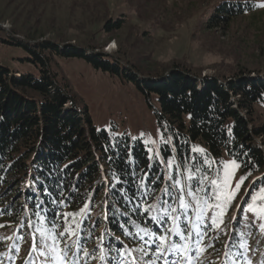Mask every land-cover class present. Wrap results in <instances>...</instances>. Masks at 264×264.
I'll return each mask as SVG.
<instances>
[{
    "label": "trees",
    "instance_id": "16d2710c",
    "mask_svg": "<svg viewBox=\"0 0 264 264\" xmlns=\"http://www.w3.org/2000/svg\"><path fill=\"white\" fill-rule=\"evenodd\" d=\"M256 8L249 0H215L204 24L213 28ZM126 22L124 15L109 20L105 29L119 30ZM0 43L22 48L25 56L20 60L27 65L19 71L0 64V232L9 231L12 237L0 238L1 251L7 252L15 240L39 247L71 225L77 235L69 237L65 231L59 246L65 247L67 240L76 253L67 258L75 264L102 262L103 244L112 264L122 259L113 248H130L139 264L150 258L158 261L152 237L141 229L159 234L171 227L170 220L160 219L167 207L164 200L176 206L175 192L170 198L162 191L171 183L169 175L186 181L192 169L197 177H208L214 165L204 164L205 156L216 162L228 156L241 164L244 175L251 173L255 187L262 184L264 141L259 138L264 126L253 124L251 115L257 103H264V72L228 79L186 68L138 75L133 63L122 65L100 48L49 39L21 41L2 27ZM56 58H83L133 82L152 111L159 133L156 151L152 153L141 136L98 126L88 106L80 105L60 78ZM196 148L204 153L193 151ZM168 159L175 161L173 170L167 167ZM156 177L160 179L152 183ZM141 246L146 255L135 251ZM82 249L91 255L84 256Z\"/></svg>",
    "mask_w": 264,
    "mask_h": 264
},
{
    "label": "rangeland",
    "instance_id": "374dc122",
    "mask_svg": "<svg viewBox=\"0 0 264 264\" xmlns=\"http://www.w3.org/2000/svg\"><path fill=\"white\" fill-rule=\"evenodd\" d=\"M214 1L0 0V27L21 41L49 39L59 45L70 43L88 50L100 48L114 54L122 65L133 63V71L138 75L186 68L194 74L219 75L228 79L243 73L264 72V7L259 6L264 0H249L256 3L255 11L208 28L204 24L205 17ZM124 15L127 22L121 29H105L109 20ZM24 56L22 48L0 43V64L12 70H24L27 65L20 60ZM55 63L60 78L70 85L80 105L88 106L98 126L107 129L116 126L119 132L125 130L134 137L141 136L151 144V152L156 151L159 133L152 111L133 82L98 69L83 58H56ZM251 117L253 124L264 126V103L256 104ZM259 140L264 141V136ZM233 159L236 160L224 156L220 161ZM174 165L175 162L169 168L173 170ZM213 165L204 182L208 187H211V180L218 179V169L221 176L223 174L220 162L215 161ZM242 176L245 175L240 167L231 181L233 188ZM253 180L248 177L244 181L219 229L213 226L199 245L195 243L198 237L193 232L189 241L191 264H264V218L242 211L246 208L244 201L251 202L246 193L251 192ZM260 186L264 185L256 186V190ZM186 199L194 203L190 197ZM213 211L209 210V216ZM189 215L195 219L191 211ZM205 222H208L207 218ZM184 224L181 217V228ZM170 225L172 227L171 221ZM164 230L161 228V233ZM7 232H0V238L12 240ZM169 241L170 244L183 243L178 236H170ZM16 243L17 240L9 242L7 252L0 250V264H52L51 241L45 239L41 246L32 248L29 243ZM127 249L131 252L130 248ZM98 251L99 248L95 249ZM100 254L103 257L100 259H104L102 262L81 264H112L108 257L105 258L108 253L104 244L100 246ZM132 257L131 253L125 264ZM167 258L188 264L177 253L169 252ZM152 262L164 264L151 258L142 264ZM136 264H139L137 259Z\"/></svg>",
    "mask_w": 264,
    "mask_h": 264
},
{
    "label": "snow or ice",
    "instance_id": "6c2138e0",
    "mask_svg": "<svg viewBox=\"0 0 264 264\" xmlns=\"http://www.w3.org/2000/svg\"><path fill=\"white\" fill-rule=\"evenodd\" d=\"M259 6L264 7V4ZM193 151L201 154L204 153V149L202 148H196L193 149ZM174 162V159L169 160L167 162V167H172ZM203 163L209 165L210 168L215 161L209 160L207 156H205ZM220 164L222 165L223 174L221 176L220 170H217L218 179L211 180V187L205 186L204 182L208 179L207 175L197 177L192 169H188L186 181L175 179L173 175L168 176V180L171 181V183L163 188L162 191L170 198L173 196V192H175L174 203L176 206H173V203H169L168 200H164L163 203L167 205V207L163 209L164 216L160 217V219L162 221L170 220L172 227L165 228L164 232L160 234L149 229H141L146 235L152 237V244L154 245L152 251L156 256V260H163L164 264H182L181 260H168L167 254L172 252L179 254L183 257V260L187 261L188 264H191L192 255L189 241L193 238V232H195L198 237L195 239V243L199 245L203 238L208 236L209 230H211L213 226H215L216 229H219L232 201L235 200L241 186L248 178V175H251V173H248L247 175L242 176L233 188L231 181L234 179L235 172L241 167V164L234 159L220 161ZM180 167L181 166L177 164L176 170H179ZM199 171H201V168L196 167V172ZM180 174L181 176L184 175L183 172ZM159 179V177L154 178L152 183L157 182ZM189 181L192 183H188ZM261 183L264 185V178H262ZM246 195H249L251 202L247 200L244 201L246 208L242 209V211H247L258 217L264 218V186H260L258 190H256L255 182H253L251 192L246 193ZM186 197H190L191 201L194 203H189ZM258 201L260 203H257ZM87 208L88 205H85L84 208L81 209V212H85ZM169 209H171V211H169ZM147 210L148 209H145V211ZM209 210H214L211 216H209ZM190 211L195 215L194 220L192 216L189 215ZM37 215H39V213H37ZM181 217H183L185 221L183 228L180 226ZM205 218L208 220L207 223L205 222ZM0 227H3V225H0ZM65 231H67L69 237L77 235L71 225H69L66 230L61 229L58 235L55 233L51 235L52 244L49 247L50 251L54 254L52 264H71L70 260L67 258L68 254L72 253V255H76V253L73 252L72 247L67 246V240L63 241L65 247L59 246L61 243L59 237H64ZM170 236H178L183 243L170 244ZM117 239L119 238L117 237ZM77 243V241H73V245ZM82 250L84 256L91 255L87 249ZM199 250L203 251L204 249ZM116 251L123 257L118 264H125V262L128 261L131 252L128 249H117ZM135 251H139L145 255L147 254V251L143 246ZM41 255H44V253H41ZM112 259L115 261L116 257H113ZM128 264H136V257L133 256ZM152 264H155V262H152Z\"/></svg>",
    "mask_w": 264,
    "mask_h": 264
}]
</instances>
